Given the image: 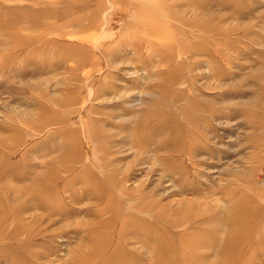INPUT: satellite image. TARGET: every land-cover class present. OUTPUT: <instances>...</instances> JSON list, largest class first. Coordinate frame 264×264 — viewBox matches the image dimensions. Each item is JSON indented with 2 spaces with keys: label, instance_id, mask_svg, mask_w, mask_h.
<instances>
[{
  "label": "rangeland",
  "instance_id": "obj_1",
  "mask_svg": "<svg viewBox=\"0 0 264 264\" xmlns=\"http://www.w3.org/2000/svg\"><path fill=\"white\" fill-rule=\"evenodd\" d=\"M0 264H264V0H0Z\"/></svg>",
  "mask_w": 264,
  "mask_h": 264
},
{
  "label": "bare ground",
  "instance_id": "obj_2",
  "mask_svg": "<svg viewBox=\"0 0 264 264\" xmlns=\"http://www.w3.org/2000/svg\"><path fill=\"white\" fill-rule=\"evenodd\" d=\"M52 173H50L49 174V176L47 177V178H41L35 185H34V189L33 190H31L30 189V191H32V192H36V193H39V194H41V193H44V192H48V193H53V192H55V190L57 189L56 188V186H55V180L53 179V175H51ZM244 203L245 202H243V204H240L239 206H237V208H235L234 210H232L233 211V214L232 215H234V217H231L230 215H228L227 214V216H226V218L224 219V220H226L227 221V224H228V222H229V220L231 219V220H233V219H237L238 218V216H236V214L237 213H239V212H242L243 210V212H245V208L244 209H242L243 207H245L244 206ZM169 206V205H168ZM241 214V213H240ZM240 214H238V215H240ZM244 214V213H243ZM242 214V215H243ZM245 216V215H244ZM244 216H242V219L240 220V222L241 223H245V221H246V219L244 218ZM250 216H254V215H252V214H250ZM246 217V216H245ZM240 218V217H239ZM248 218V217H247ZM235 219V220H236ZM252 219H253V217H252ZM248 220H250L251 221V219L249 218ZM234 221V220H233ZM239 220H237L236 221V223L238 222ZM249 221V222H250ZM239 222V223H240ZM171 225V224H170ZM229 225H231V224H229ZM230 229H232V228H230ZM244 237H245V235H244ZM224 244H226V243H224ZM122 245V244H121ZM222 245V244H221ZM227 247H224V249H217L218 251H219V254H220V256L222 255V254H224L230 247H231V245L229 246V245H226ZM99 247H100V245L98 244V243H96V242H94L93 243V245L91 246V248H88L89 250L87 251V252H85V253H83V254H80L79 256H76L74 259H72L73 260V262H78V261H83V262H85V261H87V260H93V258L94 257H100L101 256V253L99 254ZM136 247V246H135ZM221 247V246H220ZM222 248V247H221ZM97 249V250H96ZM120 249H122L121 247H120ZM97 260V259H96ZM97 263V262H96Z\"/></svg>",
  "mask_w": 264,
  "mask_h": 264
}]
</instances>
